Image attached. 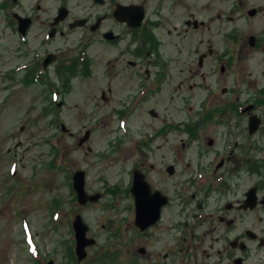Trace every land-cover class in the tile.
<instances>
[{"label": "flooded vegetation", "instance_id": "af4514ba", "mask_svg": "<svg viewBox=\"0 0 264 264\" xmlns=\"http://www.w3.org/2000/svg\"><path fill=\"white\" fill-rule=\"evenodd\" d=\"M21 1L0 0V11L6 17L10 33L34 49L25 62L22 83H43L49 75L66 81L89 77L92 66L89 49L104 46L109 53L107 64L110 67L120 64L121 70L126 67L135 70L132 75L138 79V84L134 85L136 90L126 104L130 110L124 116L169 80V62H173L161 55L164 46L160 33L165 30L169 37L171 31L163 29L167 25L166 18L175 15L177 10L191 8V0ZM202 24L189 18L177 25L179 31L174 30L176 26L170 28L173 35L184 38L189 28L193 30ZM65 39L73 40V48L76 47L69 58H64L58 48L63 45L59 41ZM56 41L58 43L52 46ZM173 45L179 53L184 51L186 64L193 66L186 56L195 54L196 66L199 70L203 68L205 54L198 51V47L189 49L186 42ZM206 50L210 52L208 46ZM81 57L85 61L80 64ZM189 66L187 78L192 80L197 75L204 79L202 72L193 73ZM60 83V86L65 84ZM251 84L250 99L242 106L228 95L226 103L196 105L187 121L176 125L169 123L152 134L137 138L130 154L136 147L138 153L134 155L138 159L125 170L122 185L117 184L121 180L117 179L111 182L109 190H103L112 192L110 199L122 194L119 206L124 213L120 220L122 229L114 226L113 219L101 226L102 233L92 232L87 225V237L92 244L86 252L93 247L92 254L97 253L104 259L87 254L79 261L74 254L73 241L70 251H73L76 264H118L119 255L124 256L125 264L248 263L254 255L248 243H254L255 251L262 244L249 227L242 228V222L257 225L264 220V84L256 89ZM58 92L57 89L55 93ZM138 94L141 96L137 99ZM100 96H105L103 91ZM132 99L137 100L131 102ZM123 113L122 110L118 112ZM147 113L156 118L152 108ZM250 118L254 126L249 128ZM212 125L219 126L221 131L217 135L225 138L221 149L216 147L215 140L206 137ZM162 129H167L165 134L171 137H162L165 131ZM117 140L111 137L109 141V157L114 156L113 161L130 155L121 150L124 155H117L120 146ZM158 140L164 145L157 143ZM180 150L187 155H181ZM183 159L191 160L192 165L180 163L182 168L177 169ZM134 177L139 181L135 189L141 205L137 225L131 193ZM85 190L92 195L98 193L100 197L93 202L87 201L82 208H89L103 199L101 192H89L86 182Z\"/></svg>", "mask_w": 264, "mask_h": 264}, {"label": "rangeland", "instance_id": "374dc122", "mask_svg": "<svg viewBox=\"0 0 264 264\" xmlns=\"http://www.w3.org/2000/svg\"><path fill=\"white\" fill-rule=\"evenodd\" d=\"M190 6L189 10H177L166 18L163 29L171 31L169 37L165 30L160 33L164 46L161 55L173 62H169V80L159 91L146 96L128 116H124L130 110L126 104L138 84L132 75L135 70H121L120 64L110 67L104 46L89 49V77L66 81L49 75L43 83L23 84L25 62L34 49L10 33L0 11V264H45L48 256L54 264H76L75 256L66 248L72 246L71 221L77 208L71 187V176L76 170L85 171L89 192L103 194L99 203L80 211L92 232L102 233L101 226L109 219L122 229V194L117 192L110 199L112 192L103 190H109L117 179H121L117 184L122 185L125 170L138 159L134 155L138 153L136 147L130 154L137 138L169 123L187 121L196 105L218 106L226 103L228 95L237 105L244 104L250 99L251 83L255 89L264 84V0H191ZM251 10L255 14L248 16ZM189 18L203 24L189 28L184 38L173 35L170 27L176 26L174 30L179 31L177 25ZM249 36L255 38L256 46H249ZM178 42H186L192 50L198 47L205 54L203 68L196 66L195 54L186 56L193 66L185 63L184 51L179 53L174 48ZM59 43L63 44L58 48L64 58L74 55L73 40ZM129 60L134 61L132 57ZM187 66L193 73L202 72L204 79L197 75L192 80L187 78ZM60 82H65L64 86ZM57 89L58 94L50 93ZM151 108L156 118L148 115ZM120 110L123 115L118 114ZM61 124L66 131L61 130ZM162 130V137H171L165 134L167 129ZM220 131L219 126L212 125L206 135L215 140L218 149L225 140L217 135ZM86 132L87 138L79 144ZM111 137L119 141L117 155H124L120 150L130 155L113 161L115 157H109ZM156 142L164 145L161 140ZM188 162L192 165L191 160H180L177 169L182 168L180 163ZM247 227L262 246L255 251L254 243H248L254 255L245 264H264V220L257 225L243 221L242 228ZM94 250L91 247L87 254ZM123 257L119 255L116 263L125 264Z\"/></svg>", "mask_w": 264, "mask_h": 264}, {"label": "water", "instance_id": "95a60500", "mask_svg": "<svg viewBox=\"0 0 264 264\" xmlns=\"http://www.w3.org/2000/svg\"><path fill=\"white\" fill-rule=\"evenodd\" d=\"M254 13L253 10L249 11L247 14L249 16H252ZM249 45L251 46L253 43V38L250 37L249 38ZM256 123V122H254ZM254 126L252 119L249 120V128L251 126ZM62 131H66L65 127L62 125L61 126ZM86 136L84 138H82L79 141V144H82V141L84 139L87 138L88 136V132H86ZM84 179H85V174L83 171H76L73 176H72V188L73 190L76 192L77 195V200L79 204L84 205L87 201H95L97 200L100 196L97 195H88L84 189ZM137 185H139V181L136 179V177H134V182H133V187L131 189V193L134 197V206H135V224L137 225V223L139 222L138 219L139 217H141L140 214V196L138 195V193L136 192V187ZM73 229L75 232V238H76V246H75V252L76 255L78 256V260L80 261L81 259H83L85 257V252H84V248L88 245L92 244L91 240H88L86 238V232H87V227L86 225L82 222L80 216H76L75 220L73 221ZM51 264V263H50Z\"/></svg>", "mask_w": 264, "mask_h": 264}, {"label": "trees", "instance_id": "16d2710c", "mask_svg": "<svg viewBox=\"0 0 264 264\" xmlns=\"http://www.w3.org/2000/svg\"><path fill=\"white\" fill-rule=\"evenodd\" d=\"M85 61V59L81 60L80 64L83 63Z\"/></svg>", "mask_w": 264, "mask_h": 264}]
</instances>
